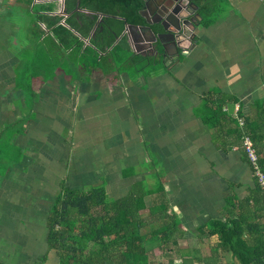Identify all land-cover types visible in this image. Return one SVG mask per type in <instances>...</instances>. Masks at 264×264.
Returning a JSON list of instances; mask_svg holds the SVG:
<instances>
[{"label":"crops","instance_id":"crops-1","mask_svg":"<svg viewBox=\"0 0 264 264\" xmlns=\"http://www.w3.org/2000/svg\"><path fill=\"white\" fill-rule=\"evenodd\" d=\"M65 1L0 0V264H60L49 216L65 186L102 184L117 199L140 182L161 184L179 216L184 234L165 255L182 264L215 245L218 236L201 230L226 220L229 200L245 203L258 184L235 133L204 118L210 93L238 99L224 107L234 118L254 115L264 99V0H221L215 22L179 45L159 40V53L142 13V24L123 18L118 40L129 38L131 59L114 70L105 59L81 66L78 79L58 69L41 82L28 75L46 37L37 26L50 35L38 13H94L81 0L68 13ZM97 16L96 27L107 15Z\"/></svg>","mask_w":264,"mask_h":264},{"label":"trees","instance_id":"trees-1","mask_svg":"<svg viewBox=\"0 0 264 264\" xmlns=\"http://www.w3.org/2000/svg\"><path fill=\"white\" fill-rule=\"evenodd\" d=\"M220 1L200 2L202 24L208 26L217 20ZM76 2L65 1L68 13L74 10ZM144 5V0H81V8L93 14L77 11L65 18L61 14L38 13L36 20L45 24L50 35L37 26L38 38L46 37L37 44L38 58L34 64H38L39 69L30 70L29 77L33 75L43 82L52 79L58 69H65L78 79L81 66L90 69L103 59L114 70L117 63L126 62L133 55L129 38L118 39L125 31L126 21L145 23L141 15ZM98 12L107 16L96 27ZM85 39H90L89 45ZM24 88L31 97L38 93L30 84ZM207 98L212 103V111L209 110L205 121L215 129L234 132L247 158L244 139L250 135L264 169V99L256 102L254 115L240 112L245 120L241 125L238 117L234 118L224 109L237 102L236 97L222 94L216 98L210 93ZM152 194L156 197L148 201ZM229 203L226 220H212L208 231L201 230L202 236H218L211 252L184 257L182 264H264L263 188L258 183L245 203H233L232 199ZM180 224L179 216L171 212L161 184L156 189L134 187L129 194L117 199L109 198L105 185L87 189L65 186L49 216V245L50 249L58 251L60 264H158L154 257L168 253L166 250L173 251L170 244L177 243L183 236ZM155 242H159L156 248L150 246ZM169 264L176 262L170 259Z\"/></svg>","mask_w":264,"mask_h":264},{"label":"water","instance_id":"water-1","mask_svg":"<svg viewBox=\"0 0 264 264\" xmlns=\"http://www.w3.org/2000/svg\"><path fill=\"white\" fill-rule=\"evenodd\" d=\"M144 1L146 8H144L141 13L147 18L149 25L148 29L153 35V45H155V50L158 53L160 52L158 50L159 40H162L165 47L167 45L164 41V37L168 38V36H171L170 38L179 45L183 40L191 39L197 34L196 30L198 29V23L194 20V15H192L193 12H190L191 6L189 5L193 0H188V3H183L182 0H175L172 4L166 3L163 10L161 9L162 6L160 5V1H158L155 6L159 9L157 11L159 18L154 21L146 16V12L150 8L151 0ZM79 5L80 0H78V10L80 9ZM100 16H103V14H100ZM200 18H202V16ZM154 24L160 25L165 31H156L154 29Z\"/></svg>","mask_w":264,"mask_h":264},{"label":"flooded vegetation","instance_id":"flooded-vegetation-1","mask_svg":"<svg viewBox=\"0 0 264 264\" xmlns=\"http://www.w3.org/2000/svg\"><path fill=\"white\" fill-rule=\"evenodd\" d=\"M158 1H160V5L162 6L161 9L163 10V7L165 6L166 3L172 4L175 0H151L150 1V8L148 9V11L146 13L148 14V18L152 21L157 20L159 18L158 14H157V11L159 9L155 6ZM182 1H183V3H188L187 2L188 0H182ZM201 1H203V0H193L190 2L191 4L189 3V5L191 6L190 12H193L192 15H194V20L198 23V27L200 24H202V21H203L202 18L200 19V17L202 16V10H203V6L200 3ZM144 8H146V5H144ZM154 29L158 32H160V31L164 32L165 31L160 25H157V24H154ZM170 37L171 36H168V38L164 37V41L166 40L165 42L169 43V41L172 40V38H170Z\"/></svg>","mask_w":264,"mask_h":264},{"label":"built area","instance_id":"built-area-1","mask_svg":"<svg viewBox=\"0 0 264 264\" xmlns=\"http://www.w3.org/2000/svg\"><path fill=\"white\" fill-rule=\"evenodd\" d=\"M238 112H239V109H238ZM237 117L239 118L241 125H244L245 124L244 118L241 117L239 113H237ZM244 148L248 155L250 164L252 165L257 181L264 190V169L261 165L260 156L257 153L254 141L250 135L245 136Z\"/></svg>","mask_w":264,"mask_h":264},{"label":"rangeland","instance_id":"rangeland-1","mask_svg":"<svg viewBox=\"0 0 264 264\" xmlns=\"http://www.w3.org/2000/svg\"><path fill=\"white\" fill-rule=\"evenodd\" d=\"M218 14V13H217ZM88 169H93V170H95L94 168H88ZM137 169V168H136ZM137 171H138V169H137ZM102 179V178H101ZM107 179L108 178H104V180L105 181H107ZM104 184V183H103ZM100 185H102V184H100ZM99 185V186H100ZM155 185H157V182H155V183H151V184H148V183H146V182H140V183H137L134 187H142V188H145V189H148V188H154V186ZM87 188H92V186H90V184L87 186ZM110 190H111V187H110ZM109 198L110 199H115V198H113V197H110L109 196ZM148 201H150V200H148ZM206 241V240H205ZM216 242H217V239H213V244H216ZM212 247L213 246H206V247H202L203 248V254H205V253H210L211 252V249H212ZM170 249L171 250H173V251H168V250H166V252H168V253H164V254H162V253H159V254H157V255H161V256H155L154 257V259H156V263H158V264H162V263H164V264H169V260H170V258L169 257H167L165 254H170V253H172V254H174L175 253V251H176V247L175 246H173L172 244L170 245ZM175 250V251H174ZM159 260H162L161 262H159ZM179 264V263H178ZM181 264V263H180ZM196 264H200V263H196Z\"/></svg>","mask_w":264,"mask_h":264}]
</instances>
